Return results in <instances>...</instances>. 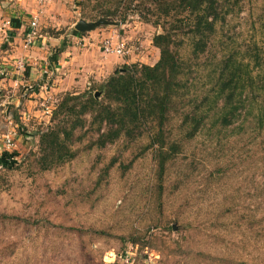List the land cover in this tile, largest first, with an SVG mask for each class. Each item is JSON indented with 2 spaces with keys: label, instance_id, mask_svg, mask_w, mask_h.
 I'll use <instances>...</instances> for the list:
<instances>
[{
  "label": "rangeland",
  "instance_id": "1",
  "mask_svg": "<svg viewBox=\"0 0 264 264\" xmlns=\"http://www.w3.org/2000/svg\"><path fill=\"white\" fill-rule=\"evenodd\" d=\"M119 1L82 0L81 16L96 22L101 11L120 6L115 21L107 19L140 26L150 40L181 18L184 30L174 39L188 43L187 15L167 17L153 0L131 9L130 0ZM164 2L174 6L175 0ZM261 24L264 0L246 1L244 12L219 31L226 44L210 40L202 56L211 65L214 57L245 52L254 40L264 47ZM186 46L181 52L188 56ZM99 85L74 95H99ZM68 94L42 100L25 121L12 102L0 101L17 133L11 150L0 143V158L11 156L0 165V264H264V131L249 123L244 130L203 131L170 163L159 189L152 152L139 155L145 142L98 147L91 114L68 144L74 156L63 151V162L53 156L56 149L41 137L60 121L69 127L72 118L53 117ZM262 104L254 102L253 111ZM3 117L0 123L9 126Z\"/></svg>",
  "mask_w": 264,
  "mask_h": 264
},
{
  "label": "trees",
  "instance_id": "2",
  "mask_svg": "<svg viewBox=\"0 0 264 264\" xmlns=\"http://www.w3.org/2000/svg\"><path fill=\"white\" fill-rule=\"evenodd\" d=\"M114 1L121 5V1ZM138 1L130 0L128 9ZM153 1L167 17L172 12L179 17L187 15L183 18L189 21L190 30L185 34H190L188 43L174 39L177 29L184 30L183 20L174 19L170 24L174 27L153 39L160 50V59L154 66L124 65L99 86L98 97L91 90L66 95L53 117L72 118L66 119L69 127L60 121L41 140L54 146L53 156L58 160L66 159L63 151L73 157L68 144H72L78 129L85 128V116L91 114L90 126L98 134V147L122 142L128 148L136 142H145L139 155L152 152L159 189H163L170 163L203 131L244 130L246 123L261 133L264 131V47L254 40L245 52L241 49L239 54L214 57V64L209 65L207 57L202 56L208 42L226 44L222 36L217 39L219 31L230 17H239L244 12L248 0H175L174 6L164 0ZM123 2L127 4V0ZM119 7L101 11V17L115 21ZM260 31L263 35L264 24L260 25ZM183 43L187 45L184 49H188V56L181 52ZM259 100L263 104L253 111L252 104ZM6 157L11 156L4 153L0 165L6 164ZM112 166L114 163L105 170Z\"/></svg>",
  "mask_w": 264,
  "mask_h": 264
},
{
  "label": "crops",
  "instance_id": "3",
  "mask_svg": "<svg viewBox=\"0 0 264 264\" xmlns=\"http://www.w3.org/2000/svg\"><path fill=\"white\" fill-rule=\"evenodd\" d=\"M81 4L82 0H0V101L12 102L23 121L32 116L31 108L42 100H51L53 95L78 94L85 87L89 90L101 85L124 65L154 66L160 59L153 39H145L138 31L141 27L135 24L109 26L111 29L100 30L97 36L75 33V25L83 19ZM33 21L37 22L38 37L31 48L25 49V36ZM111 36L130 41V54L105 55L102 42ZM136 47L141 51L138 48L135 52ZM46 70L49 76L44 74ZM30 85L37 91L26 94ZM10 116L6 114L3 119L9 123ZM4 126L5 131L10 129L1 121L0 127Z\"/></svg>",
  "mask_w": 264,
  "mask_h": 264
},
{
  "label": "built area",
  "instance_id": "4",
  "mask_svg": "<svg viewBox=\"0 0 264 264\" xmlns=\"http://www.w3.org/2000/svg\"><path fill=\"white\" fill-rule=\"evenodd\" d=\"M118 25H124L122 23H119ZM38 37V29H37V22L33 21L31 24V28L29 31H27L25 40H24V48L29 49L33 46L35 40ZM130 41L126 40L125 38H119L118 36L115 38L114 36H111L107 39H105L102 42V51L105 55H116L120 57H124L126 55H129L131 52L130 48ZM20 69L24 68V64L22 62L19 63ZM44 74L46 76H49L50 71L46 70L44 71ZM37 91L36 86L30 85L26 88V94L27 92L33 93ZM9 127L10 130L5 135H0V143L4 145V148L6 150H11L15 147V138L17 136V133L15 129L12 127L14 124V121L12 119V116L9 118Z\"/></svg>",
  "mask_w": 264,
  "mask_h": 264
},
{
  "label": "water",
  "instance_id": "5",
  "mask_svg": "<svg viewBox=\"0 0 264 264\" xmlns=\"http://www.w3.org/2000/svg\"><path fill=\"white\" fill-rule=\"evenodd\" d=\"M117 26L118 24L112 21H109L107 18H101L96 22H87L84 19L80 20L76 25L75 29L77 32L80 33H89L94 30H96L100 26ZM96 97H98V94H96Z\"/></svg>",
  "mask_w": 264,
  "mask_h": 264
}]
</instances>
